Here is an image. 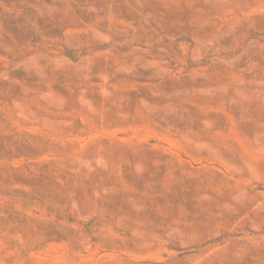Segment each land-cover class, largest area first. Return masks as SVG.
Wrapping results in <instances>:
<instances>
[{
  "label": "rangeland",
  "instance_id": "1",
  "mask_svg": "<svg viewBox=\"0 0 264 264\" xmlns=\"http://www.w3.org/2000/svg\"><path fill=\"white\" fill-rule=\"evenodd\" d=\"M0 264H264V0H0Z\"/></svg>",
  "mask_w": 264,
  "mask_h": 264
}]
</instances>
